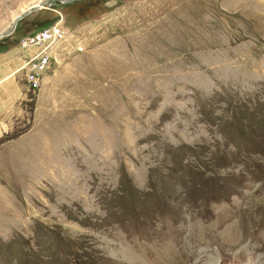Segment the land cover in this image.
I'll use <instances>...</instances> for the list:
<instances>
[{
  "label": "rangeland",
  "instance_id": "obj_1",
  "mask_svg": "<svg viewBox=\"0 0 264 264\" xmlns=\"http://www.w3.org/2000/svg\"><path fill=\"white\" fill-rule=\"evenodd\" d=\"M36 3L2 40L65 33L0 135V264H264V0H0V32Z\"/></svg>",
  "mask_w": 264,
  "mask_h": 264
},
{
  "label": "crops",
  "instance_id": "obj_2",
  "mask_svg": "<svg viewBox=\"0 0 264 264\" xmlns=\"http://www.w3.org/2000/svg\"><path fill=\"white\" fill-rule=\"evenodd\" d=\"M2 37L4 36L0 38V122L9 129L24 118L27 101L31 99L29 93L34 91V88L28 86L18 66L37 47L32 44L22 47L17 39L10 44L8 40H2Z\"/></svg>",
  "mask_w": 264,
  "mask_h": 264
},
{
  "label": "built area",
  "instance_id": "obj_3",
  "mask_svg": "<svg viewBox=\"0 0 264 264\" xmlns=\"http://www.w3.org/2000/svg\"><path fill=\"white\" fill-rule=\"evenodd\" d=\"M62 21L63 18L59 15L54 21L21 35L17 40L22 47L30 44L37 47V50L18 66L30 88H35L39 84L42 73L50 62V48L56 40L64 36L65 27ZM7 130L8 126L0 122V135Z\"/></svg>",
  "mask_w": 264,
  "mask_h": 264
},
{
  "label": "water",
  "instance_id": "obj_4",
  "mask_svg": "<svg viewBox=\"0 0 264 264\" xmlns=\"http://www.w3.org/2000/svg\"><path fill=\"white\" fill-rule=\"evenodd\" d=\"M40 6H42V3H36V4H34V5L30 6V7H28L26 10H23L22 12H19L18 14H16L15 17L13 18L12 23L10 24L9 28L6 29V30H4V31H1V32H0V36L9 33V32L12 30V28L14 27L15 22H16L20 17H22L25 13H27V12H29V11H31V10H34V9L40 7Z\"/></svg>",
  "mask_w": 264,
  "mask_h": 264
},
{
  "label": "trees",
  "instance_id": "obj_5",
  "mask_svg": "<svg viewBox=\"0 0 264 264\" xmlns=\"http://www.w3.org/2000/svg\"><path fill=\"white\" fill-rule=\"evenodd\" d=\"M45 23H47V21H46ZM45 23L42 22L41 24H39L38 27L43 26V25H46ZM49 23H50V22H49ZM47 24H48V23H47ZM38 27H37V28H38ZM34 29H36V28H34ZM34 29H33V30H34ZM31 31H32V30H31ZM31 31H30V32H31Z\"/></svg>",
  "mask_w": 264,
  "mask_h": 264
},
{
  "label": "bare ground",
  "instance_id": "obj_6",
  "mask_svg": "<svg viewBox=\"0 0 264 264\" xmlns=\"http://www.w3.org/2000/svg\"><path fill=\"white\" fill-rule=\"evenodd\" d=\"M41 7V6H40Z\"/></svg>",
  "mask_w": 264,
  "mask_h": 264
}]
</instances>
